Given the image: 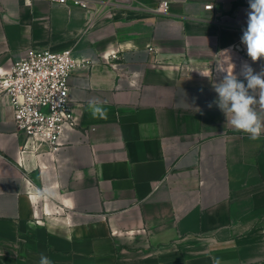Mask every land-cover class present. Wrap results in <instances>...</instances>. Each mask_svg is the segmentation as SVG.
<instances>
[{
	"label": "crops",
	"instance_id": "0c3cea01",
	"mask_svg": "<svg viewBox=\"0 0 264 264\" xmlns=\"http://www.w3.org/2000/svg\"><path fill=\"white\" fill-rule=\"evenodd\" d=\"M86 1L104 11L0 0V75L31 48L91 62L55 154L21 157L0 94V264H264V133L213 103L232 65L245 84V63L264 70L241 42L249 0Z\"/></svg>",
	"mask_w": 264,
	"mask_h": 264
},
{
	"label": "built area",
	"instance_id": "2783aa9c",
	"mask_svg": "<svg viewBox=\"0 0 264 264\" xmlns=\"http://www.w3.org/2000/svg\"><path fill=\"white\" fill-rule=\"evenodd\" d=\"M29 2L33 0H28ZM61 6H77L100 15L104 7L86 0H45ZM105 4H129V0H104ZM169 4L161 2L154 9L166 15ZM206 10L215 11L213 4ZM153 51V48H150ZM114 58L117 55L113 56ZM90 61H79L73 49L52 51L31 48L10 69L0 75V94L11 98L16 132L25 136L23 158L31 150L45 147L55 154L66 144L65 132L78 129V119L69 98L70 79L78 67H88Z\"/></svg>",
	"mask_w": 264,
	"mask_h": 264
},
{
	"label": "clouds",
	"instance_id": "9594fccd",
	"mask_svg": "<svg viewBox=\"0 0 264 264\" xmlns=\"http://www.w3.org/2000/svg\"><path fill=\"white\" fill-rule=\"evenodd\" d=\"M247 28L243 31L241 42L246 46L247 55L253 62L264 58V0H249ZM226 72L223 80L214 85L218 94L215 103L227 117V122L236 130L257 140L264 133V70L254 73L246 63L241 75L245 84L233 73ZM221 71H224L221 69ZM212 107V103L208 105ZM40 264H52L41 256Z\"/></svg>",
	"mask_w": 264,
	"mask_h": 264
}]
</instances>
